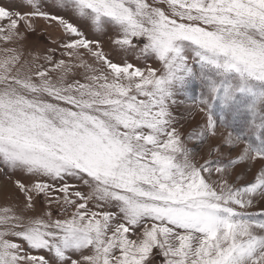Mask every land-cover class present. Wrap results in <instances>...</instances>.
Masks as SVG:
<instances>
[{"label":"snow or ice","instance_id":"6c2138e0","mask_svg":"<svg viewBox=\"0 0 264 264\" xmlns=\"http://www.w3.org/2000/svg\"><path fill=\"white\" fill-rule=\"evenodd\" d=\"M0 177V264H264V0H0Z\"/></svg>","mask_w":264,"mask_h":264},{"label":"rangeland","instance_id":"374dc122","mask_svg":"<svg viewBox=\"0 0 264 264\" xmlns=\"http://www.w3.org/2000/svg\"><path fill=\"white\" fill-rule=\"evenodd\" d=\"M45 27H46V25H45V22H44V21H40V22H38V28H39L40 30H44ZM47 31H49V32L52 34V37H53V38L56 37V35H57V29H55V27L48 28ZM30 39H34V37H30ZM104 39L107 40V37H105ZM43 43H44V41H41V44H43ZM105 50H106V51L110 50V49L108 48L107 44L105 45ZM113 58H114L115 60H120V59H121V56L118 55V54H116V53H113ZM199 119H200L199 116H195L194 118L190 119V120L188 121V123L185 124V127H184L183 131H184V132H188V131H190L191 128H192L193 126H195V124L197 123V121H198ZM210 142H211V141H210ZM189 146L192 147L193 145H192V144H189ZM198 150H199V149H198ZM203 151H205V152L207 151V144L203 145ZM201 154H202V153H201ZM2 181H3V177H0V182H2ZM8 191H11V186H10V185L8 186Z\"/></svg>","mask_w":264,"mask_h":264}]
</instances>
